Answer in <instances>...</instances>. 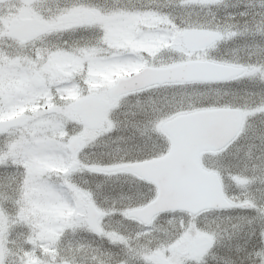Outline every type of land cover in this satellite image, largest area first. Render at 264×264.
I'll return each instance as SVG.
<instances>
[{"label":"clouds","instance_id":"1","mask_svg":"<svg viewBox=\"0 0 264 264\" xmlns=\"http://www.w3.org/2000/svg\"><path fill=\"white\" fill-rule=\"evenodd\" d=\"M36 7L45 24L33 39L15 48L0 40V57L20 58L29 69L60 56L92 57L121 65L146 62L160 70L195 59L224 68L252 64L254 61L246 60L239 50L256 43L264 47V31L259 37L255 35L254 10L231 11L237 7L231 0H38ZM86 10L104 23H58L69 13ZM260 21L264 26V10ZM112 23L136 41L155 42L157 55L149 57L133 54L127 47H112L108 30ZM192 38H210L197 49L195 57L188 55L192 49L185 43ZM259 63L260 71L243 78L156 82L130 91L111 111L110 122L102 132L78 141L82 130L71 128L59 141L62 146L56 148L49 163L72 167L78 160L69 176L45 171L33 180L21 164L0 160V206L5 212L16 211L15 202L21 201L33 184L68 200L73 199V192L66 188L68 183L91 195L104 214L100 224L103 231L98 235L94 225L79 220L62 239L57 264L65 260L68 264H145L142 255L182 239L201 241L197 258L187 264H264V255H260L264 253V60ZM85 78L86 73H78L64 86L79 84L86 91ZM205 112L231 118V126L212 158L224 193L183 210L161 212L149 225L136 224L129 217L153 204L155 188L128 170L112 174V166L162 155L168 145L156 131L158 124L178 114ZM69 145L73 147H66ZM232 177L248 183L237 185ZM247 200L257 204L260 211L240 207ZM113 232L126 237L127 244L109 240L107 234ZM145 232L149 235H143ZM254 237L260 252L253 246Z\"/></svg>","mask_w":264,"mask_h":264},{"label":"rangeland","instance_id":"2","mask_svg":"<svg viewBox=\"0 0 264 264\" xmlns=\"http://www.w3.org/2000/svg\"><path fill=\"white\" fill-rule=\"evenodd\" d=\"M209 2H215V0H209ZM231 3L237 5L235 9H230L236 13L245 12L246 8L254 10L256 16L255 35L259 37L261 32L264 31V26H262L260 21L261 11L264 10V0H231ZM78 13L72 14L76 16ZM7 15L9 13L5 12L0 16L6 17ZM245 18L249 19L250 17ZM109 28H113L116 33H120V35L116 34L114 37L124 39L126 43L124 46L131 53H141L149 57L157 55L159 47L155 42L150 40L136 41L116 23L110 25ZM1 39L3 40L4 38L2 37ZM166 46L162 45L160 47ZM196 52L197 50L191 51L188 55L195 57ZM239 54L243 55L246 60L254 61L249 65L240 64L247 69L246 75L250 72L254 73L261 70L259 61L264 60V47L259 43L240 49ZM8 63L9 59L6 56L0 57V119L9 118V115L22 111L26 101L35 107L29 110L31 118L22 128L0 134V160L9 159V155L18 156L17 159L21 160V165L28 170L33 180L45 171L57 172L65 176L71 175L72 172L68 170V167H57L49 163L56 148L62 146L59 141L69 135L70 126L68 122L62 123L57 121V116L43 112V108L48 106L49 102L43 103L42 106L37 104L42 96H46L47 88L43 90L44 93L42 91H28L24 82L25 78H23V82L19 84L20 86L14 85L9 90L7 88L9 85ZM141 64L134 61L128 62L125 64V69L130 73L139 68ZM144 64L147 63L145 62ZM15 69L24 71L29 68H25L20 60ZM42 72L45 73L46 70L42 69ZM11 93L13 94L9 95ZM21 95L22 100L19 102L18 99H20ZM71 96L72 94H70ZM164 121L158 124L156 131L167 142L166 136L161 131V125ZM109 122L108 119L105 124ZM235 183L237 185H247V180L237 177ZM66 188L73 192V199H64L55 192L46 191L40 186L33 184L24 191L22 200L15 202L18 206L16 211L5 212L3 207L0 206V264H9V258L13 254L16 257L10 262L12 264H15L14 261L16 259H19L20 264H57L60 256L58 243H61L66 234L79 221L74 218V215L76 213L84 215L85 208L84 195L86 192L75 189V186L71 183H68ZM81 220H85V217ZM116 235L110 236L108 239L113 242L127 244L126 237L120 233H116ZM136 235L138 237L140 234L136 233ZM189 240L193 241L196 239ZM185 241L186 239H182L177 242L180 249L179 252L174 251L171 248L172 246L156 251L162 256L170 257L171 260L169 262L172 264H187V262L195 260L197 256L189 257L186 255ZM153 253L154 251L150 254L142 255V258L147 259L145 264H155Z\"/></svg>","mask_w":264,"mask_h":264},{"label":"flooded vegetation","instance_id":"3","mask_svg":"<svg viewBox=\"0 0 264 264\" xmlns=\"http://www.w3.org/2000/svg\"><path fill=\"white\" fill-rule=\"evenodd\" d=\"M38 3V0H5L0 3V15L3 13H9L6 17L0 16V39L3 37V40H7L13 48L17 47L18 45H23L29 42L31 39H33L44 27V20L42 15L40 14V11L37 9L36 4ZM7 5V7H5ZM78 13V15L74 16L72 13ZM88 12V13H86ZM69 13L67 16L63 17L61 21L58 23H61L65 26H72V25H85V24H96V23H104L101 17L94 15L91 11H75ZM29 20H32L35 22V26L32 25V28L28 30L27 33L32 34V36H24V28L21 26L25 21L29 22ZM5 21V22H3ZM82 22V23H81ZM42 24V25H41ZM115 23H112L110 25H113ZM110 25L108 26V30L110 32V40L109 43L114 48H123L125 47L124 44L125 40L121 37H114V35H120V33H116L113 28L110 29ZM120 31V30H119ZM121 38V39H120ZM2 40V39H1ZM9 59V85L7 88L9 90L14 86L18 85L21 82H23V78H25L26 88L31 91H42L47 88L46 96H42L40 101H38L37 104H42L49 102L48 106H45L43 108V112L55 115L57 116V121H61L62 123L68 122V125L71 128H78L82 130L81 140L85 139L89 134L92 133H100L104 130V125L106 120H108V115L111 113V111L116 108L119 105L120 100L128 95V94H120L116 97H109V89L111 86L116 82V80L122 76L126 75V69L125 64H109L105 63L103 61L94 59L92 57H86L85 59H80L77 57L72 56H60L55 59L49 60L44 66L36 68V69H28V70H19L15 69L16 65L20 62V58H11L7 57ZM7 64V63H6ZM147 65V64H144ZM141 66V65H140ZM140 68V67H139ZM42 69H45L46 72L43 73ZM137 70V69H136ZM22 75H21V72ZM246 71L236 78H243L244 75L246 76ZM78 73H86V78L84 79L83 83L86 86V91L80 87L79 84H71V86L65 87L64 85H69L72 78L78 74ZM223 81V80H222ZM16 87V86H15ZM151 87V86H149ZM6 88V90H7ZM44 93V92H43ZM74 93V94H73ZM13 93L9 94L12 95ZM70 94L72 96L70 97ZM85 96H92L98 99H104L108 102V110L106 113H104L102 122L100 126L96 129H89L87 128L83 120L79 117V115L75 111V103L76 101ZM19 102L22 100V95L20 96V99H18ZM59 101V103H57ZM36 104V105H37ZM35 106L30 104L26 101L25 106L22 107V111H19L13 115H9V118L16 117L18 115L24 116V124L22 126L11 128L9 131L22 128L25 124H27L28 120L31 118L30 111L31 109H34ZM37 107V106H36ZM67 147V146H66ZM167 152V151H166ZM166 152H164L162 155H164ZM217 153L216 151H208L203 152L200 154V164L205 169L214 170V164L215 161L212 159ZM17 155V153H16ZM161 156V155H160ZM18 156L13 157L12 155H9V159H12L14 162L22 164L20 159H17ZM158 157V156H157ZM76 164H79V161H75ZM75 167V166H74ZM74 167H70V172H72ZM216 172V171H215ZM112 174H117L119 172H111ZM101 174H105L103 171ZM133 175L137 176L140 180H143L147 182L148 184L154 186L155 193L157 196V188L156 186L148 181L146 178H144L141 175H138L136 173H133ZM222 186L224 189V185L216 172ZM233 181L236 182L237 177H232ZM248 183V181H247ZM85 208H84V215L81 213H76L74 215V218L76 220H81L83 217H85V221H87V216L85 214L87 207H94L99 213L100 217L97 219L96 228L98 229L97 234L99 235L102 233V228H100L101 220L103 219V213L102 210H99L96 208L95 203L93 202L91 195L89 193H85ZM243 203H246L247 205H242ZM240 207L259 212L260 209L258 208L257 204H255L252 200L244 201ZM94 212V211H93ZM78 215V216H77ZM94 215L96 213L94 212ZM158 216V214L153 215L150 219H148V222L143 217H129V219L133 220L136 224L140 225H149L151 224L154 219ZM95 217V216H94ZM93 217V218H94ZM91 218V219H93ZM140 234V233H139ZM143 235H149V233L145 232ZM110 236H117L116 233L107 234V238H110ZM258 237V233H257ZM257 237L253 238V246L256 247L257 252H260L258 244L259 241ZM186 245V255L189 257H195L197 254V251L201 247V241L196 239L193 241H190L189 239H186L184 242ZM58 245L61 247V243H58ZM196 247H192V246ZM192 247V248H191ZM174 251L179 252V245L176 243L172 245L171 247ZM183 253V251H182ZM193 254V256H191ZM260 255H264V253H260ZM16 257L15 254L11 255L9 258V264H12V260ZM142 258V256H141ZM173 258V257H172ZM147 260L146 258H142ZM171 258L167 256L160 255L157 251H154L153 253V261L155 264H172L169 262ZM15 264H20L19 259H16ZM68 262V261H62ZM146 262V261H145Z\"/></svg>","mask_w":264,"mask_h":264},{"label":"water","instance_id":"4","mask_svg":"<svg viewBox=\"0 0 264 264\" xmlns=\"http://www.w3.org/2000/svg\"><path fill=\"white\" fill-rule=\"evenodd\" d=\"M32 25L35 26V23L31 20L21 25L25 31L24 36L34 34L27 33ZM206 39L210 38H192L185 43L189 48H196L202 46ZM241 71L242 69L231 66L214 68L199 61L162 70L143 68L133 76L120 79L110 89L109 94L114 96L156 82L216 81L234 76ZM106 107L107 102L93 97H84L78 100L75 106L90 128L99 125ZM22 123L23 116L1 120L0 132ZM230 126L231 118L219 117L211 112L176 116L162 125V130L167 134L170 143L166 155L142 163L112 166L111 171L128 170L143 174L148 170L145 176L156 185L158 189L156 200L151 206L140 210L137 216L149 217L164 210H183L203 200L221 196L222 191L216 175L204 171L199 165L198 157L202 151L216 150ZM76 140L79 141L80 138L77 137ZM68 147L72 148L73 145ZM75 165L76 162H73L72 167ZM91 216L95 215L90 211L89 217Z\"/></svg>","mask_w":264,"mask_h":264}]
</instances>
